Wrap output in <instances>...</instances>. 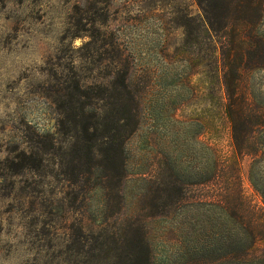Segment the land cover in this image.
<instances>
[{
  "label": "rangeland",
  "instance_id": "1",
  "mask_svg": "<svg viewBox=\"0 0 264 264\" xmlns=\"http://www.w3.org/2000/svg\"><path fill=\"white\" fill-rule=\"evenodd\" d=\"M184 10L202 14L198 0H0V264H264V242L242 240L218 204L223 183L208 182L218 155L232 160V135L216 55L185 47ZM261 13L264 35V2ZM94 30L135 58L140 124L123 179L99 140L94 172L73 185L89 159L54 89L115 80V48ZM245 83L264 106V69ZM255 135L259 161L245 156L240 176L264 212V128Z\"/></svg>",
  "mask_w": 264,
  "mask_h": 264
},
{
  "label": "trees",
  "instance_id": "2",
  "mask_svg": "<svg viewBox=\"0 0 264 264\" xmlns=\"http://www.w3.org/2000/svg\"><path fill=\"white\" fill-rule=\"evenodd\" d=\"M198 2L202 14L195 16L184 10L181 16L180 24L186 33L184 45L190 51L206 41L216 55L214 70L217 71L216 78L223 84L222 109L224 118L230 124L234 152L231 161L217 156L219 164L217 162L213 165L208 173V182L223 183L224 189L218 190L219 195H216L218 204L223 203L233 223L244 230L242 240L250 241V246L255 247L264 242V212L259 211L245 197L240 172L244 157L252 156L255 165L261 151L255 134L257 128H264V106L256 103V99L248 92L245 75L264 69V35L259 31L264 0ZM108 36L106 31L94 30L90 37L101 41L100 48H104L107 56H110L112 50L106 46H114L115 50L112 52L116 54V66L113 75L108 74L113 76L114 81L107 79L102 85L91 86L83 83L80 78L68 82L61 89H54L59 100L65 102L63 110L67 115V122L76 129L80 128L83 135L80 148L86 151L89 159L86 161L88 169H84V172H73V185L79 183L83 173L94 172V166L90 163L98 155L95 142L99 140L102 141L99 152L105 159L111 164L120 161L115 172L123 179L125 145L140 124L142 97L134 88L135 58L115 36L111 39ZM96 101L104 104L96 106ZM67 122L65 121L66 124ZM226 162L229 163L228 166ZM80 163L73 162V165L78 168ZM231 173L234 178L230 177ZM247 216L248 227H245L244 219ZM144 258L143 263L149 264V254Z\"/></svg>",
  "mask_w": 264,
  "mask_h": 264
}]
</instances>
